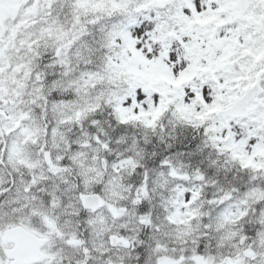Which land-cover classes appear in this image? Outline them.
<instances>
[{"label":"snow or ice","instance_id":"6c2138e0","mask_svg":"<svg viewBox=\"0 0 264 264\" xmlns=\"http://www.w3.org/2000/svg\"><path fill=\"white\" fill-rule=\"evenodd\" d=\"M0 264H264V0H0Z\"/></svg>","mask_w":264,"mask_h":264}]
</instances>
